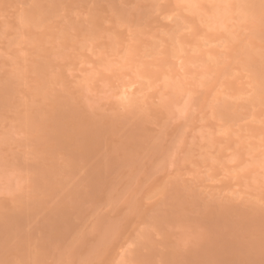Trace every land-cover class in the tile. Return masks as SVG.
Segmentation results:
<instances>
[{"label":"rangeland","instance_id":"rangeland-1","mask_svg":"<svg viewBox=\"0 0 264 264\" xmlns=\"http://www.w3.org/2000/svg\"><path fill=\"white\" fill-rule=\"evenodd\" d=\"M0 264H264V0H0Z\"/></svg>","mask_w":264,"mask_h":264},{"label":"bare ground","instance_id":"bare-ground-1","mask_svg":"<svg viewBox=\"0 0 264 264\" xmlns=\"http://www.w3.org/2000/svg\"><path fill=\"white\" fill-rule=\"evenodd\" d=\"M83 136V135H82ZM66 144V143H65ZM100 146V145H99ZM83 147V146H82ZM87 147H89V146H87ZM97 171V170H96ZM100 175V174H99ZM250 221V220H249ZM254 248H256V247H254ZM210 253V252H209ZM213 253H214V251H213Z\"/></svg>","mask_w":264,"mask_h":264}]
</instances>
